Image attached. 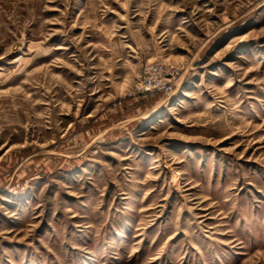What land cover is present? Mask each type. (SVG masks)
I'll return each instance as SVG.
<instances>
[{
  "label": "rangeland",
  "instance_id": "1",
  "mask_svg": "<svg viewBox=\"0 0 264 264\" xmlns=\"http://www.w3.org/2000/svg\"><path fill=\"white\" fill-rule=\"evenodd\" d=\"M0 264H264V0H0Z\"/></svg>",
  "mask_w": 264,
  "mask_h": 264
},
{
  "label": "built area",
  "instance_id": "2",
  "mask_svg": "<svg viewBox=\"0 0 264 264\" xmlns=\"http://www.w3.org/2000/svg\"><path fill=\"white\" fill-rule=\"evenodd\" d=\"M173 70L161 63H152L145 67L138 88L143 92L169 94L173 90Z\"/></svg>",
  "mask_w": 264,
  "mask_h": 264
}]
</instances>
